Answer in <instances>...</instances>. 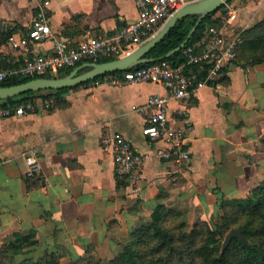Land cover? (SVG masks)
<instances>
[{
	"label": "crops",
	"instance_id": "crops-1",
	"mask_svg": "<svg viewBox=\"0 0 264 264\" xmlns=\"http://www.w3.org/2000/svg\"><path fill=\"white\" fill-rule=\"evenodd\" d=\"M43 1L0 0V67L23 60L5 33L27 35ZM49 1L52 35L30 41L37 53L51 52L54 37L78 41L112 32L139 13L136 0ZM231 1L241 2L236 21L225 25L219 19L216 25L228 38L234 28L240 33L264 18V0ZM166 92L155 81L91 82L64 91L68 105L0 119V245L14 232L35 230L42 246L74 255L120 252L119 244L150 219L158 201L180 209L204 206L217 200L214 191L245 197L264 180V63L236 61L190 99L170 103L169 121L184 128L190 160L148 159L137 181L117 186L113 153L104 140L120 132L146 151L147 117L132 106ZM29 156L39 164L33 178L27 176Z\"/></svg>",
	"mask_w": 264,
	"mask_h": 264
},
{
	"label": "built area",
	"instance_id": "built-area-1",
	"mask_svg": "<svg viewBox=\"0 0 264 264\" xmlns=\"http://www.w3.org/2000/svg\"><path fill=\"white\" fill-rule=\"evenodd\" d=\"M136 1L138 16L125 26L78 41L54 37L51 52L37 53L32 50L30 41L43 40L52 35L48 19L50 1L44 0L28 34L19 38L10 34L11 44L21 50L23 60L0 67V83L21 77L58 74L61 70L75 68L85 62L125 55L152 37L169 17L193 0ZM240 4L230 0L223 5L218 16L225 25L236 21ZM8 26V22L3 23V29L7 30ZM230 35L231 38H228L224 29L208 24L201 36L184 48L185 62L173 64L162 59L93 79V86L155 81L167 88L165 94L153 93L144 102L132 106L147 117L144 128L148 143L146 151L137 150L132 140L120 132H114L104 140L107 149L113 153L118 179L137 181L141 168L151 158L178 162L190 160L191 151L185 145L184 128L175 127L169 121L170 103L190 99L201 87L216 81L223 70L237 59L240 36L235 28ZM188 65H197L198 69L188 70ZM202 71L203 76L200 75ZM53 104V99L33 98L18 105L0 106V119L48 109ZM156 142L162 144L156 147ZM27 161V176L33 178L39 166L37 158L29 156Z\"/></svg>",
	"mask_w": 264,
	"mask_h": 264
},
{
	"label": "trees",
	"instance_id": "trees-1",
	"mask_svg": "<svg viewBox=\"0 0 264 264\" xmlns=\"http://www.w3.org/2000/svg\"><path fill=\"white\" fill-rule=\"evenodd\" d=\"M217 11L207 15L201 21L184 47L165 58V54L177 48L185 40L198 16L188 15L180 18L147 56L157 58L155 62L162 59L173 64L185 62L187 57L184 54V48L201 36L207 24L221 23L219 20L221 18L212 19V15ZM5 34L6 37L10 36L11 30ZM239 36L238 55L234 62L244 65L264 63V18L241 31ZM117 57L119 56L97 61ZM142 65H136L133 68ZM73 69L61 70L57 75L47 73L42 76H61L70 73ZM187 69L197 70L198 66L188 65ZM114 72H121V70ZM200 75L203 76L204 71ZM35 77L38 76L3 81L0 86L21 83ZM92 81L71 87L29 91L18 96L0 99V106L18 105L27 99H36L39 96L53 99L55 105H68L69 102L62 93ZM44 91L46 93L39 95ZM121 182L122 180L118 179L117 186H120ZM218 205L221 209V222L218 225L214 227L208 219L199 218L192 228L188 229L186 211L158 201L152 208L150 219L132 228L129 232V241L122 244L123 248L118 255L107 261L96 257L90 250L74 255L60 246H42L36 237L35 230L26 233L14 232L0 245V264H64L62 260L66 255H70L71 259L65 264H264V180L255 186L248 196L220 197ZM233 227L240 228L250 244L246 245L238 237H233L229 245L222 250L225 235Z\"/></svg>",
	"mask_w": 264,
	"mask_h": 264
},
{
	"label": "water",
	"instance_id": "water-1",
	"mask_svg": "<svg viewBox=\"0 0 264 264\" xmlns=\"http://www.w3.org/2000/svg\"><path fill=\"white\" fill-rule=\"evenodd\" d=\"M228 1L230 0H193L182 6L161 25L160 29L152 37L129 53L110 60L85 62L75 67L70 73L61 76H38L21 83L0 86V99L18 96L29 91L71 87L93 80L109 72L124 71L136 65L155 62L157 58L147 56L148 52L167 35L180 18L188 15H197V21L190 29L185 40L177 48L165 54L164 57L166 58L176 50L184 47L201 21ZM233 237H238L246 245L250 244L242 230L233 227L225 235L222 250L229 245Z\"/></svg>",
	"mask_w": 264,
	"mask_h": 264
},
{
	"label": "rangeland",
	"instance_id": "rangeland-1",
	"mask_svg": "<svg viewBox=\"0 0 264 264\" xmlns=\"http://www.w3.org/2000/svg\"><path fill=\"white\" fill-rule=\"evenodd\" d=\"M53 75H57V74H53ZM214 192H215V194L217 196V200L214 202V204H212V203L209 202V204H207V205L204 204V206L203 205H198L196 203H194L193 205H186V206L179 205V207H182V210L186 211V213L188 215V229H191L192 226H193V224H194V222L196 220H198L199 218H206V219H208L209 222L214 227L221 222V219H220L221 209H220V207L218 205V199L220 197H230V196H227L226 195V191L225 192L224 191H220L219 192V190H218V191H214ZM251 192H252V189L250 191H247L245 193V197L248 196ZM173 207H177V206H173ZM129 238H130V235H129ZM129 238H128L127 242L129 241ZM122 244H124V243H120L119 246H118L119 249H121V250L123 248ZM117 251L118 250H116V249L108 248L107 249V252H105V253L104 252L97 253V252H92V251H91V253L93 255H95L96 257H100L104 261H107V260L115 257L116 255H118L119 252H117ZM70 259H71V256L70 255H66V256L63 257L62 262L65 264Z\"/></svg>",
	"mask_w": 264,
	"mask_h": 264
}]
</instances>
